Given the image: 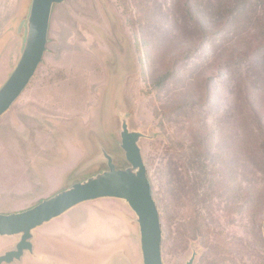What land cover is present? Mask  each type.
<instances>
[{
  "label": "rangeland",
  "instance_id": "374dc122",
  "mask_svg": "<svg viewBox=\"0 0 264 264\" xmlns=\"http://www.w3.org/2000/svg\"><path fill=\"white\" fill-rule=\"evenodd\" d=\"M31 2L0 0V87L21 55ZM260 13L258 0L55 4L42 62L0 117V213L26 210L102 171V150L118 168L129 166L121 148L125 119L143 134L138 146L149 179L171 184L174 214L185 225L197 214L184 152L195 132L211 168L232 184L212 204L217 224L207 238L219 247L185 244L175 233L182 226L172 223L163 264H185L193 252L192 264H264V109L244 101L264 88V45H244ZM166 72L156 95L154 80ZM251 201L262 218L247 209ZM32 235L33 251L8 264H143L137 216L121 199L80 203ZM19 240L0 236V255ZM236 248L246 255L234 257Z\"/></svg>",
  "mask_w": 264,
  "mask_h": 264
},
{
  "label": "water",
  "instance_id": "95a60500",
  "mask_svg": "<svg viewBox=\"0 0 264 264\" xmlns=\"http://www.w3.org/2000/svg\"><path fill=\"white\" fill-rule=\"evenodd\" d=\"M64 0H32L26 23V37L21 55L0 87V117L26 89L34 77L47 49L52 8ZM121 148L129 166L118 168L113 157L102 150L107 168L76 182L34 206L19 212L0 213V236L20 235L15 249L0 255V264L20 260L25 251L32 252V231L59 217L74 206L100 198L126 201L137 216L143 264H163V232L153 187L143 161L138 141L143 134L130 131L126 120L121 125ZM264 238V222L262 226ZM196 252L185 262L192 264Z\"/></svg>",
  "mask_w": 264,
  "mask_h": 264
},
{
  "label": "trees",
  "instance_id": "16d2710c",
  "mask_svg": "<svg viewBox=\"0 0 264 264\" xmlns=\"http://www.w3.org/2000/svg\"><path fill=\"white\" fill-rule=\"evenodd\" d=\"M241 2L243 6L246 3V0H235V3ZM261 13L255 19H252L251 24L254 25V32L251 35L250 39L244 41V45L251 46L252 51L257 50L260 46L264 45V0H258ZM139 47V45H138ZM169 78V74L162 73L160 76H157L154 80L153 92L158 95L160 94L163 89L165 82ZM208 85V91H209ZM248 97L245 98L244 101H247V104L253 111L263 110L264 106L262 103L264 102V88L259 93H255L252 95H247ZM256 97V98H255ZM168 113H172L175 111L174 107L168 106L166 107ZM260 111V112H261ZM191 139L190 143L185 148L184 152L185 155V164L187 168V178L189 181V191H188V198L190 204L196 209L197 214H195L194 219L188 221L185 225L180 224L179 220L175 216V210L173 208V204L171 201V196L168 191L169 186L171 185L168 182V186L164 183L157 184L156 180L158 179L156 176H153L152 180V187L154 190V198L158 204V208L161 214L162 219L164 220V224L162 225V232H163V242H162V254L169 252V245L168 242L170 241L172 234L170 230V224L174 223L177 225H181L182 228H176V237H181V239L186 243L189 242H198L203 249L207 251H212L219 246L214 242H210L207 235L212 230L211 227L217 222H215L214 218H212V204L216 200H220L223 196L229 194L230 190H232L231 182L226 178L224 172L222 170L217 171L214 168H211V163L208 158V151L206 146L195 132H191ZM182 147V146H181ZM179 146V148H181ZM104 160V159H103ZM114 161V160H113ZM104 162V169L107 168L106 160ZM147 162V160H146ZM149 160L147 162V166L149 168ZM118 167V165H117ZM127 167L126 164H123L122 168ZM151 168V166H150ZM102 169V170H104ZM149 170V169H148ZM101 172V171H100ZM149 176V175H148ZM158 177H160L158 175ZM229 181V182H228ZM253 215H261L262 218V211L257 210V202L251 201L246 206ZM209 208V209H208ZM202 209L207 211L206 216L203 217L200 212ZM264 209V208H263ZM210 210V212H209ZM255 215V216H256ZM215 234V233H213ZM178 235V236H177ZM235 256H244L246 253L239 252L238 248L234 249ZM210 264H236L234 261L231 262H223V261H212Z\"/></svg>",
  "mask_w": 264,
  "mask_h": 264
}]
</instances>
